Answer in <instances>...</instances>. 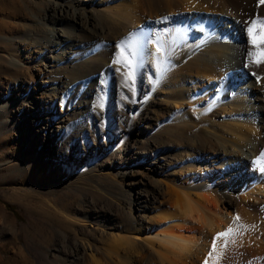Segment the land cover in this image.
Wrapping results in <instances>:
<instances>
[{
	"label": "bare ground",
	"instance_id": "obj_1",
	"mask_svg": "<svg viewBox=\"0 0 264 264\" xmlns=\"http://www.w3.org/2000/svg\"><path fill=\"white\" fill-rule=\"evenodd\" d=\"M55 2L53 9L47 8L41 38L52 33L49 46L56 52L49 54L51 49L45 47L40 84L29 87L38 93L42 84L56 94L64 86L63 98L81 96L89 80L78 81L84 76L72 77L62 67L84 54L81 45L87 38L101 39L90 46L89 57L97 64L98 82L125 106L128 132L149 135L151 107H156L154 124L167 125V130H152L151 145L147 141L126 146L117 138L114 166L99 173L107 194L131 202L123 224L105 225L104 232H79L85 220L56 212L61 222L46 227L51 232L46 238L58 234L60 251L51 254L48 246L35 262L23 253L25 263L204 264L207 259L208 264H232L231 253L238 249L246 254L260 251L253 264H264V172L260 171L264 64L250 62L247 53L252 45L245 23L264 18V4L259 0H83L86 9L67 0ZM85 31L87 38L82 36ZM121 41L124 56L134 60L128 86L124 78L133 69L113 63ZM136 88L141 102L132 105L128 98ZM29 95L16 103L23 110L19 119L22 124L36 121L37 135H42L49 154L59 158L58 140L67 117L52 122V102L39 101V96L30 100ZM81 99L78 105L86 104L89 111L94 100L85 95ZM148 173L155 175L153 181L142 187ZM237 214L239 222L234 221ZM247 224L258 228L246 232L252 235L253 246L247 248L239 240L238 247L222 249L221 237L209 258L216 233ZM66 243L73 245L69 259L62 255Z\"/></svg>",
	"mask_w": 264,
	"mask_h": 264
},
{
	"label": "rangeland",
	"instance_id": "obj_2",
	"mask_svg": "<svg viewBox=\"0 0 264 264\" xmlns=\"http://www.w3.org/2000/svg\"><path fill=\"white\" fill-rule=\"evenodd\" d=\"M67 1L89 9V6L83 5V0ZM54 3L55 0H0V259L3 260L2 264H26V257L29 261L35 262L39 252L48 250L49 247L51 254L55 250L60 251L62 238L58 234H55L51 240L46 238L51 233L46 232V227L52 222H61L55 216L56 212L61 211L85 220L86 226H80L79 232H104L105 225L123 224L130 211L131 202L119 201L107 194L99 173H104L114 166L112 154L114 141H117V138H120V143L126 146L145 145L147 141L151 145L152 130L156 129L158 133H165L167 130V125L157 127L154 124L153 115L156 107H151L148 112V121L151 123L149 135L140 136L128 132L125 106L122 101L111 98L105 87L98 82L101 76L97 75V64L89 57L90 46H97L102 40L87 38L89 34L87 31L82 35L87 38L81 45L84 54L77 55L75 60L62 67L65 73L69 71L72 77L84 76L76 79L78 81L89 80L90 86L87 91L81 96L68 99L63 98L61 93L64 86H61L62 90L56 94L42 84L38 93L29 87L33 82L40 84L39 77L43 74L41 69L44 68L41 57L45 47L52 48L49 45L53 34H48L47 38L41 37L43 27L48 22L47 17L45 18L47 8L53 9ZM67 23L71 24L72 20ZM65 27L67 30L71 29L69 24ZM70 31L73 33L72 30ZM55 52L51 49L49 54ZM60 84L59 81L58 85ZM140 93L136 88L135 93L128 98L129 103L132 105L140 103ZM27 95L30 100L34 98L36 100L39 96V101L43 98L52 102L54 110L51 116L52 122L60 121L63 116L67 117L58 140L59 158L49 154L45 142H42V135H37L36 121L28 120L25 124L21 123L19 117L23 116V110L20 106L16 107V103L25 99ZM83 95L86 99L94 100L89 111L86 110V104L78 105L82 102ZM158 156L165 157L164 154ZM153 176L155 175L148 173L145 184L141 186L150 185ZM137 189L136 185L134 195ZM132 207L134 208V204ZM252 225L256 224H247L249 226L247 228L234 227V229L239 228V232L234 237L237 244L240 240L243 244H248L247 248L253 246L251 234L246 233L258 229L256 226L251 227ZM117 229V232H120L119 228ZM244 234L247 235L245 239H248L249 243L248 240L244 243ZM65 240L71 242L68 238ZM232 240L233 237H229L228 245L225 247V239L222 237L219 246L222 249L234 248L235 245L238 247ZM65 248L62 255L69 259L73 245L66 243ZM260 254V251L256 254L253 252L246 254L234 249L230 259L232 264H253ZM249 257H252L251 260Z\"/></svg>",
	"mask_w": 264,
	"mask_h": 264
},
{
	"label": "snow or ice",
	"instance_id": "obj_3",
	"mask_svg": "<svg viewBox=\"0 0 264 264\" xmlns=\"http://www.w3.org/2000/svg\"><path fill=\"white\" fill-rule=\"evenodd\" d=\"M260 4H264V0H259ZM246 23V33H247V37L249 39V42L252 45V49L248 50V57L250 58V62L254 63L256 65H260V64H264V18L262 17H257L256 19H253L251 21L245 22ZM123 41H121V45H120V55L119 57L115 58L113 60L114 64H121L124 63L126 64L129 68H132L133 70L128 72L125 75V86L127 85V81L133 79L134 77V68H133V64H134V60L133 59H128L127 57L124 56V49H123ZM160 49L157 48V52H159ZM132 57H135L136 53L133 52L131 53ZM121 57H124V59H121ZM120 69L117 68L116 71H119ZM259 79V77H258ZM102 106V105H101ZM261 159H264V153L261 154ZM260 171L264 172V164L260 165ZM241 219V217L239 216V214H237L234 217V221L239 222ZM240 227H244L247 228L249 226L247 225H241ZM251 227H255V225H252ZM239 232V228H233L232 226H229L225 231L222 232H218L216 233L215 237L212 240V251H210L208 253V256L211 257L213 252L216 250L217 248V244L216 241L218 239H220L221 237H223L225 239V247H227L228 245V238L229 237H233L232 242L234 243V237L235 234ZM204 264H208V260L206 259L204 261Z\"/></svg>",
	"mask_w": 264,
	"mask_h": 264
}]
</instances>
